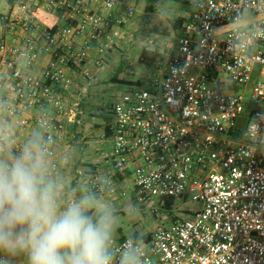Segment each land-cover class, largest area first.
Listing matches in <instances>:
<instances>
[{
	"label": "built area",
	"instance_id": "built-area-1",
	"mask_svg": "<svg viewBox=\"0 0 264 264\" xmlns=\"http://www.w3.org/2000/svg\"><path fill=\"white\" fill-rule=\"evenodd\" d=\"M40 8L62 22L43 25ZM132 12L129 0H0V148L18 153L24 130L37 126L54 177L56 132L75 115L64 103L68 70L87 83L78 98L92 81L93 43L120 37ZM175 44L164 67L112 104L111 169L89 174L86 187L115 191L113 176L134 162L136 201L193 205L147 239L113 240L114 264L128 249L139 264H264V0H195ZM244 102L254 107L242 116Z\"/></svg>",
	"mask_w": 264,
	"mask_h": 264
},
{
	"label": "clouds",
	"instance_id": "clouds-1",
	"mask_svg": "<svg viewBox=\"0 0 264 264\" xmlns=\"http://www.w3.org/2000/svg\"><path fill=\"white\" fill-rule=\"evenodd\" d=\"M68 192L49 174L41 138L0 148V252L26 264H114L115 216L95 193ZM119 264H139L133 249Z\"/></svg>",
	"mask_w": 264,
	"mask_h": 264
},
{
	"label": "rangeland",
	"instance_id": "rangeland-1",
	"mask_svg": "<svg viewBox=\"0 0 264 264\" xmlns=\"http://www.w3.org/2000/svg\"><path fill=\"white\" fill-rule=\"evenodd\" d=\"M194 1L139 0L134 3L131 16L134 22L131 27H123L120 40L115 38V44L108 51L103 49L99 52V56H102L101 64L93 67L97 86L92 97H85L86 104L82 112L86 122L98 123L101 126L109 123L112 118L110 112L112 104L123 92L131 88L132 85L111 80L113 76L143 83L155 70L164 67L166 59L176 51L177 33L172 28V19L191 12ZM142 48H148L160 54L161 59L157 68L148 67L140 62L139 53ZM81 97H84V94ZM91 102L96 105L93 116L90 114ZM251 107L254 105L244 102L242 116H245V111ZM91 129H94L92 125ZM102 130V127L94 130L98 139ZM126 186L122 188L124 194L120 193L121 190L108 192L107 196L110 197L108 202L102 203L107 205L115 216L113 240L119 236L130 237L135 233H148L158 226H168L173 217L186 216V208L193 205L189 198L185 202L177 198L170 209L164 207L157 197L138 202L135 200L130 184Z\"/></svg>",
	"mask_w": 264,
	"mask_h": 264
},
{
	"label": "crops",
	"instance_id": "crops-1",
	"mask_svg": "<svg viewBox=\"0 0 264 264\" xmlns=\"http://www.w3.org/2000/svg\"><path fill=\"white\" fill-rule=\"evenodd\" d=\"M139 0H129L132 6L134 3H137ZM190 13V12H189ZM179 15L184 18L189 14ZM132 14L128 17L124 27L129 28L131 24L134 22L131 18ZM37 17L41 21V23L45 26H52L62 21L58 18V13L53 8L43 9L40 8L37 11ZM174 19V18H173ZM172 19V20H173ZM185 20V19H184ZM182 28V26H181ZM181 32V31H180ZM178 32V34L180 33ZM7 36L6 31L0 25V36ZM122 35V33H121ZM120 35V36H121ZM122 37V36H121ZM121 37L116 38L115 40H120ZM115 40L113 42L104 43L95 42L92 45V48L89 51V63L88 68L92 73V81L87 86V90L84 93V97L80 95L78 98L75 97V90L78 86H84L85 82H83L82 76L78 71L68 70L69 75L73 78V85L66 90L64 103L67 109L74 111L75 115L71 116L70 120H66V118L62 117L63 128L61 131L56 132V145L55 151L58 156V170L54 175V178L59 180L65 187V190L68 192H72L75 190L74 194L76 196H80L82 194H86V180L89 174L96 173L99 175H105L108 170L111 169V121L109 123L101 126L98 123H88L82 117V112L86 104L85 97L90 98L94 95L95 88L97 86V82H95V74L93 72L94 60L97 58H101L99 56V52L103 49L105 51L112 47L115 44ZM100 49V50H99ZM103 53V52H102ZM48 61V56L41 52L39 57L40 65L46 64ZM93 61V62H92ZM165 66V64L163 65ZM78 89V88H77ZM92 110L90 111L91 116L94 115V108L96 105L91 102ZM52 112V108L47 109ZM36 109H31L24 113L29 119L33 117ZM2 123L4 128H11V120L7 116H2ZM91 125L92 128L91 129ZM103 128L102 133L99 135L100 139H98V135L95 134L94 130H99ZM42 137V132L40 128L30 124L22 135L21 140L26 143L34 137ZM47 162H50V159H47ZM134 162L129 164V166L122 172V174H118L113 176V182L117 191L121 189V187L128 184L132 177V171L134 169ZM101 203L108 202L109 198L107 193L102 195H96ZM112 199V197H111ZM119 236L114 240L119 239ZM4 257V261L0 262V264H26L27 258L25 255L18 254V260L16 262L13 261V257L15 255L0 252V257Z\"/></svg>",
	"mask_w": 264,
	"mask_h": 264
},
{
	"label": "trees",
	"instance_id": "trees-1",
	"mask_svg": "<svg viewBox=\"0 0 264 264\" xmlns=\"http://www.w3.org/2000/svg\"><path fill=\"white\" fill-rule=\"evenodd\" d=\"M184 19L185 18L182 16H177L171 22L172 28L177 34L182 29L181 26H182ZM139 59H140V62L145 64L146 66L157 68V65L161 59V56L157 51H153V50L148 49V48H142L140 50V53H139ZM111 80L123 82V83H126L128 85L140 84V81H138V80L122 79V78H118L117 76H113L111 78ZM162 202H163L164 207H166L167 209H170L172 204L174 203V198L173 197H165V198H163ZM148 236H149V232L143 233V234L135 233V234H132L130 237L134 238V239H147Z\"/></svg>",
	"mask_w": 264,
	"mask_h": 264
}]
</instances>
